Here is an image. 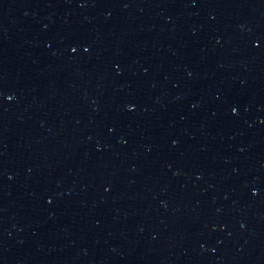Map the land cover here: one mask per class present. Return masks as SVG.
<instances>
[{"label":"water","instance_id":"95a60500","mask_svg":"<svg viewBox=\"0 0 264 264\" xmlns=\"http://www.w3.org/2000/svg\"><path fill=\"white\" fill-rule=\"evenodd\" d=\"M0 264H264V0H0Z\"/></svg>","mask_w":264,"mask_h":264}]
</instances>
